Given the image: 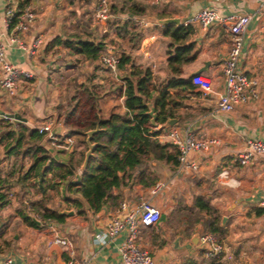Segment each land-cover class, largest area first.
I'll return each mask as SVG.
<instances>
[{
    "label": "crops",
    "instance_id": "obj_1",
    "mask_svg": "<svg viewBox=\"0 0 264 264\" xmlns=\"http://www.w3.org/2000/svg\"><path fill=\"white\" fill-rule=\"evenodd\" d=\"M97 1L33 0L31 9L36 19L27 30L20 31L18 37L30 46L42 35L44 44L34 58L17 43L6 48L7 59L31 72L33 77L20 80L17 96L8 95L0 87V125L6 119L14 125L20 122L6 117V113H19L27 120L24 123L35 129L52 120L63 123L64 117L58 109L59 97L62 96L53 57L58 49H64V53L69 49L56 46L51 52H46L47 45L57 36L67 38L79 34L93 41L106 39L112 44L109 48L117 54L116 48L131 56L137 66L151 68L158 89L162 90L174 77L189 80V84L182 82L168 89L171 96L169 106L175 111V117L170 119L177 122L168 127L160 124L157 128H162L163 133L159 139L168 142L166 133L174 127L197 138H214L218 142L209 150L190 153L189 159L198 165L197 169L152 162L151 167L159 176L157 184L151 189H143L140 185L132 189L123 187L121 204L126 202L128 211L135 210L141 200L155 189L154 203L160 207L162 219L153 227H142L139 235L140 241L158 262L212 263L206 258L201 241V235L210 232L205 230L202 220L197 223L194 219L167 222L165 217L179 202L192 206L197 197L203 196L218 210L222 216L221 224L226 228L222 240L223 255L216 264H264V213H255L256 208H264V155H256L251 163L244 166L237 160L238 153L246 147L247 139L264 140V5L257 0H146L143 2L144 6L147 5L146 11L137 15L124 10L126 0H113L110 19L99 24L94 20ZM9 3L16 7L15 0H0V32L5 38L10 36L6 22ZM205 8L223 15L251 16L244 35L241 67L250 78L257 80L258 97H251L248 102L228 112L219 109L217 93L226 89L222 65L228 56L231 34L227 27L218 23H213L208 29L197 23L186 24L188 18ZM128 20L135 26L118 34L116 27ZM77 22L85 25L81 29L69 25ZM182 24L189 27L183 46L194 45L191 60L170 64V56L176 54L173 48L170 54L171 32ZM69 27L77 30L68 32ZM80 63L90 71L88 77L92 75L98 93L106 91V95L98 99L101 115L106 118L113 109H124L123 77L129 72V67L112 72L101 61ZM173 66L179 67L181 72H174ZM196 74L210 79L217 93L204 94L190 82ZM88 77L78 82L85 83ZM68 132L63 123L55 134L61 140ZM42 144L51 152H54L53 146L59 147L48 135ZM0 151L4 154L2 149ZM9 205L0 206V257H11L12 264H65L71 250L86 264H123L120 247L127 232L105 243H99L96 237L120 205L116 208L106 206L98 213L89 212L87 217L75 211L64 222H50L38 227L19 216L5 222L3 216ZM204 216L208 217L205 213ZM56 236L68 238L72 246L56 244Z\"/></svg>",
    "mask_w": 264,
    "mask_h": 264
},
{
    "label": "trees",
    "instance_id": "obj_2",
    "mask_svg": "<svg viewBox=\"0 0 264 264\" xmlns=\"http://www.w3.org/2000/svg\"><path fill=\"white\" fill-rule=\"evenodd\" d=\"M15 1L16 7L12 3H9L8 7L15 9L14 15L9 18V32L19 24L20 16L33 2ZM144 1L146 0H126L124 10L137 15L144 13L147 8V5L143 4ZM134 26L133 22L128 20L118 25L116 30L121 34L128 27ZM188 35L189 27L183 24L176 26L171 32L173 42L170 54L172 48L176 54L170 56V64L174 61L182 63L191 60L194 45L183 46ZM135 42L138 43L137 40ZM109 44L111 43L106 39L93 41L79 34L67 38L57 36L47 45L46 52H51L56 46H63L70 50L77 63L100 62ZM119 56V69L126 70L128 67L131 69L128 68L129 72L123 77L124 109L119 111L113 109L106 118L101 115L98 99L103 98L106 91L98 93L92 75L85 83H79L77 79L71 81L75 92L69 97V104L64 106L60 103L58 106L67 124L78 115L86 119L83 123L80 122L81 129L71 130L66 135L67 137L84 135L82 142L86 150L76 152L53 146L54 152H51L48 146L42 144L47 133H40L37 128H32L24 122H17L14 125L7 119L0 125L2 129L0 150L2 148L4 151V157L0 159V206L9 205L13 194H16L23 202V208H20L18 213L24 221L39 226L27 212L30 208L41 224L51 221L61 223L68 215L62 212L59 205H52L54 193L61 197L63 202L61 204L66 205V209H75L77 214L87 217L89 212L98 213L106 206L118 207L124 199L121 190L123 187L130 189L136 185L143 189L154 187L159 176L151 167L152 162H166L175 168L180 165L177 146L160 141L159 136L163 129L152 125L149 108L144 99L155 105L157 122L164 124L170 117H175V111L169 106L171 96L168 89L182 82L189 84V80L174 77L162 90L158 89L151 68L137 66L125 52H120ZM172 69L177 74L181 72L179 67L173 66ZM83 95L87 96L83 98ZM73 102L75 104L69 108ZM83 107L87 110L80 112ZM88 131H93L91 136L93 152L86 169L80 173L89 150ZM64 139L57 143L62 144ZM55 153L59 158L55 157ZM16 187L18 192L14 191ZM115 190H118V193H115ZM204 213L208 217H205ZM255 213L263 214L264 208H256ZM165 217L167 222H171L172 219L178 221L194 219L196 223L202 220L205 230L217 234L221 242L226 234V228L221 224L222 216L203 196L197 197L192 206L179 202ZM222 255L223 252L218 257H213L211 264H216Z\"/></svg>",
    "mask_w": 264,
    "mask_h": 264
},
{
    "label": "built area",
    "instance_id": "obj_3",
    "mask_svg": "<svg viewBox=\"0 0 264 264\" xmlns=\"http://www.w3.org/2000/svg\"><path fill=\"white\" fill-rule=\"evenodd\" d=\"M264 5V0H257ZM113 0H98L94 8V20L99 24L106 23L111 17V5ZM15 9L7 10V26H9V18L14 15ZM36 19L35 12L31 6L27 7L20 16L19 24L10 32V36L5 38L0 32V87L10 96H17L20 92L19 82L22 78L30 79L33 74L15 66L7 59L6 48L17 43L23 47L31 58L38 55L39 49L44 44V39L38 36L34 42L27 46L18 37L20 31H25L30 24ZM251 19L250 15L229 14L223 15L214 9H201L187 19L186 24L197 23L204 29H208L213 23H218L228 28L231 34L230 48L228 56L223 62V73L226 82V89L223 92H216L210 79L196 74L192 77L194 85L199 87L204 94L217 93L218 107L222 111H231L236 106L249 101L251 97H258L257 80L250 78L241 67L242 48L244 43V35L247 30L248 23ZM119 54L113 48H108L101 57V63L108 67L112 72L119 70ZM62 121L52 120L42 124L37 129L40 133H47L55 142L60 139L56 136L55 131L62 127ZM166 141L175 144L179 150V160L181 166H189L194 169L198 165L191 162L189 155L193 151L209 150L218 140L212 138H197L190 133H183L180 129L170 127L166 133ZM72 137H67L62 144L57 145L67 150L74 144ZM264 155V140L247 139L246 147L238 153L237 160L241 165H248L253 161L256 155ZM80 173H83L80 168ZM155 194V189L152 191ZM162 219V211L155 203L141 200L135 210H127V203L123 202L120 207L111 216L110 221L104 230L97 235L99 243H105L115 240L122 232L126 231L127 236L120 247V254L123 264H165L158 262L153 253L140 241V230L142 227H153ZM52 222V221H51ZM201 241L204 245V253L206 258L212 259L218 257L224 250V244L220 237L212 232H205L201 235ZM54 242L63 246H72L71 240L68 238L56 236ZM11 257H0V264H12ZM65 264H86V261L74 256L73 250L70 252V258ZM186 264H194L189 262Z\"/></svg>",
    "mask_w": 264,
    "mask_h": 264
},
{
    "label": "rangeland",
    "instance_id": "obj_4",
    "mask_svg": "<svg viewBox=\"0 0 264 264\" xmlns=\"http://www.w3.org/2000/svg\"><path fill=\"white\" fill-rule=\"evenodd\" d=\"M69 25H71V26L74 25L75 27H79V29H81L82 26H84L85 24L82 22H77L75 24L70 23ZM74 30H77V29H73V27H69L67 29L68 32L74 31ZM84 34H87V33L85 32ZM113 45H115V44H113ZM116 49H117L118 53H120V50H118V48H116ZM63 50L64 49H60V50L58 49V51L56 52V54L53 57L54 58L53 63H54L55 68L57 70V74L55 76H57L58 86H59V89L61 92L60 96H62V97H59V99L61 100V104H63L64 106H67L70 102L69 97L71 95H73L75 92L74 84H71V81H73L74 79L81 80V82L86 80L90 71H87V69L83 65L84 63H77L74 55L71 54V52L69 50H66L67 51L66 53H64ZM70 84L72 86H70ZM86 96L87 95H83V98H85ZM74 104H75V102H73L69 108H71ZM84 110H87V108H85V107L81 108L80 112H82ZM68 111H66V112H68ZM83 120H86V119H84L82 115H78L69 124L65 123L64 120H63V123H64L65 127L67 126V131L79 130V129H81L80 122L82 121V123H83ZM62 138H67V136H62ZM72 138H73L75 143L70 147L69 151L76 150V152H78V151L80 152L82 150H86V146L82 142V140H84V138H85L84 135H76V136H72ZM79 147H80V150H79ZM0 155H1L0 158L4 157V154L2 151H0ZM79 156H80V154H78L77 157H79ZM14 191L18 192V187H16ZM54 196H55V198H54L53 202H51L52 205H54V206L59 205L60 206L59 208L62 209V212L67 211V210H74L75 211V209H66L67 206L61 204V203H63L61 200V197L58 196L56 193H54ZM12 200H13L12 201L13 203L11 204V206L9 205L5 209V212H4V216H3L4 218L3 219L5 222H7V221L11 222L12 219L15 218L16 216L21 217L20 214L18 213V210L20 208H23L22 200L16 194H13ZM144 200H148V201H151L154 203L155 194L149 193L147 196H145ZM27 205H29V204H27ZM27 212L30 213L34 219H36L35 214H33L34 212L30 208L27 209Z\"/></svg>",
    "mask_w": 264,
    "mask_h": 264
},
{
    "label": "water",
    "instance_id": "obj_5",
    "mask_svg": "<svg viewBox=\"0 0 264 264\" xmlns=\"http://www.w3.org/2000/svg\"><path fill=\"white\" fill-rule=\"evenodd\" d=\"M173 20H169L168 22H172ZM145 101V104L146 106L149 108V114L151 115V123L152 125L157 128L160 124L157 122V114H156V107L153 103L151 102H146V100L144 99ZM6 117L8 118H12V119H15L16 121H20V122H26L27 120L22 117L19 113H6L5 114ZM177 122L176 119H168L164 124L163 126L164 127H168V126H172L174 125L175 123ZM89 134V137L87 138V143H88V146H89V150L87 151L86 153V158H85V161L82 165V170L84 172V170L86 169V166L88 164V160L90 158V156L92 155V152H93V144L91 143V136L93 134V131H89L88 132ZM56 158H59V155L56 154L55 155ZM63 213L67 214L68 216L69 215H74L75 214V211L74 210H67V211H64ZM34 219V218H33ZM36 220V219H34ZM224 222L226 221V217L223 218ZM36 222L38 223V225L41 224V222L39 220H36ZM196 237L199 238V234H196Z\"/></svg>",
    "mask_w": 264,
    "mask_h": 264
}]
</instances>
